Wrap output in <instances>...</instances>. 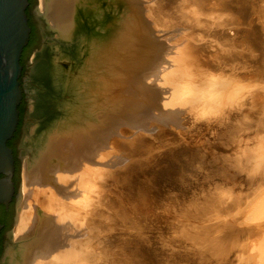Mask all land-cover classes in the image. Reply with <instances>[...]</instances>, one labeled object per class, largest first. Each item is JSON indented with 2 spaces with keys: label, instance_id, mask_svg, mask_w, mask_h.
I'll list each match as a JSON object with an SVG mask.
<instances>
[{
  "label": "rangeland",
  "instance_id": "374dc122",
  "mask_svg": "<svg viewBox=\"0 0 264 264\" xmlns=\"http://www.w3.org/2000/svg\"><path fill=\"white\" fill-rule=\"evenodd\" d=\"M122 1L126 5L122 11L123 40L131 35H143L145 42L154 43L152 46L144 42L149 52L148 59L151 60L156 58L154 53L160 44L162 50H168L163 61L172 63V67L176 65L177 72L171 64L165 62L159 68L163 71L171 68L172 71L170 68L168 71H171L172 77L168 71L167 78L163 71L161 76V70L158 74L161 81L171 78L167 83L163 81L166 85L175 80V84H171L174 87L164 85L159 82V78V81L154 78L152 82H145L148 79H145L146 75L142 76L145 69L136 78L126 73L114 74L113 78L104 79L107 88L100 93L97 88L96 92L100 100H97L99 103L96 101L95 108L104 105L105 111L96 108L89 118L81 119L85 124L95 126L101 114L107 117L104 127L100 128L103 135L97 136L101 139L99 141L103 146H100V151L105 158L96 184L99 188L95 185L89 193L92 200L86 196L89 213L86 215L87 250L83 264H264V182L261 181H264V173H260V165H256L253 171L247 165L251 153L252 156L264 154V145L260 139L264 133V0H131L143 14H137L131 19L127 8L130 0ZM40 3L37 0L38 11L45 15V11L40 9ZM50 29L57 33H52L54 44L48 49V58L55 57L53 60H56L61 54L72 56L76 39L65 40L58 35L57 29ZM34 53L32 51L30 56L33 57ZM176 60L183 63L178 64ZM160 61L154 60L152 65ZM189 69L192 70L187 73ZM184 70H187L186 73ZM213 72L214 77L211 76ZM188 77L202 80L197 79L196 82L190 79L193 82L189 83ZM207 77L211 78L213 85L221 79L226 84V88L221 90L225 94L221 95L223 102L220 101L222 103L219 105L206 103L213 95L211 93L208 99L202 97L206 102L194 97L195 90L185 92L186 95L184 93L185 89H199L206 83ZM156 86L161 90L164 88L163 92L172 89L166 93H173L171 97L177 98L173 100L169 96L174 106L182 94L184 98L179 100V105L185 98H189L190 101H187L193 105L186 102L185 107L181 105L176 107L177 110L171 108L172 104L167 107L164 104L168 100L164 97L166 93L162 98L155 90L158 88ZM31 101L34 102L32 98L27 99L22 139L21 197L24 185L29 186L37 175L36 172L31 174L35 165L34 154L31 152L37 150L29 141L36 140L37 134L51 119L48 110L40 114H35L32 108L30 110ZM158 102H163L162 106ZM195 102L198 105H194ZM213 108H218L219 112ZM54 127L52 125L51 128ZM70 136V133L61 131L54 134L52 139L56 142V139L63 140ZM93 138L96 139L95 135ZM51 160L56 163L55 158ZM47 165L50 166L49 163ZM47 168V178L52 179L54 176ZM49 186L47 193L41 196L37 194L39 198L34 194L37 189L30 185L31 192L32 188L34 190L27 199H30L28 203L32 205L38 197L36 204L39 202L42 205L36 206L34 203L31 206L33 213L41 218L48 215L51 220L62 209L60 205L54 204L57 202L52 205L47 202L48 195H51L52 189L61 198L63 187L59 181L51 182ZM18 201L15 206L16 216ZM43 208L47 212L43 210L42 213ZM54 208L58 209L53 212Z\"/></svg>",
  "mask_w": 264,
  "mask_h": 264
},
{
  "label": "bare ground",
  "instance_id": "6f19581e",
  "mask_svg": "<svg viewBox=\"0 0 264 264\" xmlns=\"http://www.w3.org/2000/svg\"><path fill=\"white\" fill-rule=\"evenodd\" d=\"M40 2H41L40 3V9H43L45 11L46 16L45 15H43V16H44L46 22L49 23V25H50L49 28L54 27L55 29H57L59 31L58 35L65 40L76 39L75 45L73 48L72 56H67L66 54H61L59 56V58L56 59L57 61L53 60L55 57L54 58L49 57V63L47 65H40V67H39V79L46 81L52 91L50 93H46L43 96L41 95L42 97L41 98L38 97L37 99L34 100V102L31 101L30 107H29L30 110L32 108V111L35 114H40L43 111L46 112V110L51 112V115H50L51 119L49 120L48 124H46L44 126V128H42L41 132H39L37 134L36 140L35 139L30 140L29 139L30 140L29 143L31 142L33 145H35L36 146L35 148L37 150V151H35V153L30 151L32 154H34L33 158H34L35 165L33 167H34V169L36 168L35 170L33 169L34 171L31 169L33 172L31 174H34L36 172L35 174H37V175H35L34 179H32V181H31V184L30 183L29 184L33 185V187L35 189H37V190H35V191H37V193H34V194L36 196H38L37 194H39L41 196V195L45 194L46 190L47 191L49 190V188H50L49 185L51 182L55 183V182L59 181L61 183V186L63 187V189L61 190V192H63V195L59 193L60 195H62V197L58 198L56 195L58 193H56V194L53 193V190L51 189L50 190L51 193L49 192L51 195L47 194L48 195V201H47V198L46 199L44 198V200L49 202L51 205L53 204V202H57L54 204L60 205L62 210H60V212H58L57 214H54V215H56V216H54L55 218L53 216H51V218L52 217L54 218V219L52 218L51 220H50V217L48 218V215H45L42 218L38 217L37 215L35 216V213H33V211H32L33 207H31V206H34L33 205L34 203L36 206H37V204L38 205L41 204L39 202L36 204V202H37L36 198H38V197L40 198V196L36 197L35 198L36 202L33 201L34 203H32V205H30L31 203L30 204L28 203L30 201V199L28 200L27 198L33 192L34 188H32V192H31V190L29 188L30 185L29 186L24 185V188L22 189L21 200H20V202L18 201L19 202V204H18L19 210H18L17 220H16L14 228L11 229V238L4 247V250H3V253H2L1 259H0V264H78V263L83 264V259L85 257L86 250H87L86 249L87 240H86V232H85V228L87 226V220H88L86 215L89 213V204H88L87 198L90 199L89 193L91 192L92 188L95 187L97 182H99L97 180H99V177L101 176V173H102L101 171H102V169L104 167V163H105L103 161V159H105L102 156L103 153H101L102 151H100V150H102V148H100L102 142L99 141L101 139H99V137H97V136H98V134L99 135L102 134L101 133L102 131H100L101 130L100 128L104 127L106 120H107L106 119L107 117L105 114H101L100 115L101 120L98 119L97 124L95 126H92V125L87 124V123L85 124V121H83L81 119L82 118H89L91 113L94 110H96V108L99 111H101V110L105 111L106 107H104V105L97 106L96 108H95V106L97 105V102L100 100V97H99L100 94L98 95L99 99H97V93L96 92L98 90H99L98 93H100V91L103 92L104 89L107 88V87L105 88L106 83H107V81H106L107 78H110V77L113 78L114 74L117 76V75L122 74V73L130 74L132 76H135V78H136V75L139 76L140 74H142V71L144 69H145V72H143L142 76L146 75L145 79L148 78L147 80H145V82L148 80L151 81L154 78H156V79L159 78L160 74L162 76L163 72H164L163 73L164 76L166 75L165 78H167V71L170 68L169 65L171 64V67H172L173 64L172 63L169 64V62H165V60L163 61V58L165 56L164 54L168 50H164L165 49L164 48L163 49L165 51L164 52L162 50V48H160V44H159V46L157 45L158 46L157 50H155L154 49L155 47H153V52H154V50H155V52L157 51L156 53H154L155 54L154 56L157 59L156 58L155 59L153 58V59L154 60L159 59L161 61H160V63H156V64L154 63L155 65L154 64L152 65L154 60L152 59L153 62H150L151 59L150 58H149L150 60L148 59L147 53H149V52L146 51L147 49L145 47L148 42L146 41L147 42L146 43L145 40L142 39L143 35L142 36L141 35H139V36L131 35L127 40H123L124 29H123V22H122V14H123L122 11L126 5L124 6L125 3L122 0H40ZM128 3H129V5H128ZM130 3H131V0H130V2H127V8L129 10V12H128L129 19H131L133 16H136L137 14H140V13L142 14V12L140 11V8H138L139 6H137V4L135 5L134 3L133 4L132 3L130 4ZM141 18H142V16H141ZM141 21H143V20H141ZM142 27H143V25H142ZM150 29H151V27L149 28V30ZM166 33H168V32H166ZM145 35H146V33H145ZM149 35H151V34H149ZM146 40H148V39H146ZM72 42H74V41H72ZM148 45H152L151 41L148 43ZM153 45H154V43H153ZM175 47H176V45H175ZM227 49H226V51H227ZM55 50H57V49H55ZM125 50H126V52H125ZM231 50H232V48H231ZM153 52H152V55H153ZM167 53H166V55H167ZM173 57H176V56H173ZM183 58L184 57H182V59ZM182 59H180V60H182ZM184 59H186V58H184ZM168 60L166 59V61H168ZM147 62H148V64H147ZM163 62H165L166 64L167 63L169 64L168 65L169 68H166L168 70L165 69L166 64L164 65V70H166V71L161 70L162 68L159 69L164 64ZM31 63H32V59H31ZM177 63H178V61H177ZM179 63H183V62H179ZM150 64L152 66L149 69ZM157 65H158V67H157ZM263 65H264V62H263ZM177 66L181 67L179 65H177ZM173 67H172V69H174L177 72V69H175L176 65ZM197 68L199 69L198 66H197ZM197 68L195 67V69H197ZM178 69H180V71H181V68H178ZM159 70H161L160 74H158ZM170 70H171V68H170ZM191 70L190 69L188 71L184 70V72L186 73V71H187V73H188ZM171 71H168V74H170V76L172 77ZM199 71H200V69H199ZM212 71H214V70H212ZM174 72H173V74H174ZM197 72L198 71L196 70V73ZM93 73L95 74L94 76L92 75ZM194 73H195V71H194ZM108 74L111 76H109ZM181 75L183 76V73ZM164 76H163V78H164ZM211 76L214 77L215 73L214 72L211 73ZM180 77L181 76H179V79H180ZM163 78H162V80H163ZM188 78H187V80H188ZM193 78L192 77L189 78V83L192 81V80L190 81V79H193ZM203 78H205V77H203ZM92 79H94V80H92ZM104 79H106V80H104ZM170 79H167L166 81H171ZM172 79H175V78H172ZM207 79L208 80L206 81L205 84H203V85L200 84L202 86H200L199 89H197V90L193 89L194 87L192 86L193 88L185 89L184 93L185 92L191 93L192 91L195 90L194 91V93H195L194 97H196L197 99L201 98V100H204V99H202L203 96L206 97L205 99H208V97H209L208 94L211 93L213 95L210 97V99H208L210 101L209 102H208V100H207V102L205 100L204 101L206 103H210L211 106L213 104L215 106L216 103L219 105V103L223 102L222 96L225 94V92H223L224 93L223 94L221 90L225 87L226 84L224 85V82L221 79V80H219L218 84L213 85L212 81L210 80L211 78L207 77ZM214 79H213V81H214ZM159 80H160V78H159ZM193 80H195V79H193ZM198 80L201 81L202 79L200 78ZM205 80H206V78H205ZM158 81H157V83H158ZM163 81H165V79ZM163 81L160 80L159 82H163ZM173 81L175 82V80H172L171 84L173 83V85H174L175 83ZM181 81H184L183 78ZM157 83H155V84L158 85ZM166 83H164V85H166ZM189 83H188V85H190ZM171 84L168 82V84L166 86L171 85ZM176 84H178V83H176ZM227 84H228V81H227ZM164 85H163V87H164ZM173 85H171V86H173ZM192 85H193V83H192ZM135 87H138V85ZM156 87H158V86H156ZM97 88H98V90H97ZM161 89L162 88H159V87L155 88V90L159 93V95L161 97L164 93H166V92L168 93V91L172 90V89L171 90L169 89L166 92H163L164 88H163V90H161ZM174 89H173V92L176 90V89L175 90ZM142 90H144V89H142ZM159 90H161V94H160ZM220 91L222 94L220 93ZM118 93H115V95L116 94L118 95ZM167 93H166V95H167ZM177 93L178 92H176L175 95ZM187 93H185V95ZM226 93H227V91H226ZM169 94H171V93L169 92ZM166 95H164V97L166 99H168L169 102L171 99L174 100V98H175V97H173V98L171 97V95L172 96L174 95L173 93L171 95H167L168 97L170 96L171 99H170V97L167 98ZM182 97L184 98L183 94L177 100V102L175 101V106L172 104V102L169 103L168 100H165L166 103H164V104L167 107L169 106L168 104H172L173 106L170 105L171 108L175 107V108H172L173 110H177L176 107L179 108L181 105L183 107H185L184 104H186V102H188L190 100H188L189 98L188 99L185 98V99H183L184 102L183 103L181 102L182 104L179 105L180 104L179 100H181ZM227 98H228V96H227ZM176 99L177 98H175V100ZM228 99L230 100L231 98H228ZM229 100H227V101L229 102ZM158 101H159V99H158ZM178 101H179V103H178ZM220 101H222V102H220ZM231 101H232V99H231ZM163 102H158V103L161 104ZM199 102L201 104V101H199ZM136 103H138V102H136ZM176 103L178 104V106H176L177 105ZM188 103L190 105H193V104H191V102H188ZM224 103L226 104V101ZM230 103H232V102H230ZM140 104H143V103H140ZM200 104H199V107H200ZM149 105H150V103H149ZM194 105H198V102H195ZM226 105H222V106L225 107ZM262 105L264 106V104H262ZM152 106H154V105H152ZM161 106H162V104H161ZM205 106L207 108V105H205ZM230 106H231V104H230ZM186 107L192 108V106H188V105H186ZM163 108H165V106H163ZM194 108H196V110H198L197 107H194ZM194 108H193V110H194ZM169 109H170V107H169ZM172 109H170V110H172ZM217 109H216V112H219V110L217 111ZM219 109H222V108L219 107ZM263 109H264V107H263ZM145 110H147V109H145ZM201 110L203 111V109H201ZM159 111H160V109H159ZM198 111L200 113V110H198ZM205 111H206V109H205ZM246 112H247V110H246ZM144 114H146V113H144ZM214 114H215V112H214ZM214 114H212V115H214ZM261 115H262V113H261ZM173 116H176V115L173 114ZM167 119H169V117ZM119 124H121V122ZM52 125L55 127L51 128ZM137 126H139V125H137ZM94 128L96 130H94ZM36 129H38V128H36ZM61 131L62 132L64 131L66 133H70V135H71L70 138H66V139L64 138L63 140H62V138L58 139V140L56 139V142H55L54 139H52V136L54 134H57L58 132H61ZM92 134L95 135L96 139L93 138ZM101 137L102 136H100V138ZM260 139L262 141V144L264 145V133L260 135ZM93 142H95V143H93ZM107 143H108V141H107ZM248 151L250 152V150H248ZM105 155L106 154H104V156ZM262 156H264L263 153L262 154L259 153V154H257V156H252V153H251V157H250V159H248L247 165L249 168L250 167L252 168V171H253V168L256 167V165L257 166L260 165L259 171H260V173H264V162L262 163V161L264 159L262 158ZM29 157H30V155H29ZM52 157L56 159V163L52 162V160H51ZM31 158H32V156H31ZM61 161H62V163H61ZM48 163L50 166L47 165ZM25 164H24V167H25ZM47 167H49V170H50L49 172L54 176V177H52V179L51 178L48 179L49 177L47 178V175H46V173L48 171ZM31 170H29V171H31ZM31 174H30V176H31ZM57 174L59 175V177L57 176ZM94 178H95L96 182L93 180ZM255 179H257V178H255ZM46 181H48L50 183L46 184L45 183ZM261 181L264 182L263 180H261ZM97 186L98 185H96V187ZM62 187H60V189ZM98 188H99V186H98ZM96 193H98V192H96ZM52 194H54V195H52ZM26 195H27V197H26ZM87 195H88V197L86 198ZM31 198H33V197H31ZM41 200L39 199V201H41ZM90 200H92V199H90ZM31 201H32V199H31ZM28 204H29V207H28ZM25 207H27V208L25 209ZM28 208L29 209L32 208L31 211L27 210ZM55 209L56 208H54L53 212H55L58 208L56 210ZM43 210H44V208L41 210L42 213H43ZM50 211H48V212H50ZM45 212H47V211H45ZM46 216H47V219H46Z\"/></svg>",
  "mask_w": 264,
  "mask_h": 264
},
{
  "label": "water",
  "instance_id": "95a60500",
  "mask_svg": "<svg viewBox=\"0 0 264 264\" xmlns=\"http://www.w3.org/2000/svg\"><path fill=\"white\" fill-rule=\"evenodd\" d=\"M28 6L29 0H0V203L7 206L15 197L12 226L17 219L15 206L21 197L20 164L28 106L27 99L35 100L42 93L52 91L46 81L39 79V67L49 63L48 49L54 44L52 33L56 31L49 28L45 18L38 11L37 0H34L32 4V12L43 36L41 38L38 35V39L31 50V52L35 51L34 57L26 77L25 87L22 84L23 65L20 59L31 33L27 14ZM25 93L27 96L23 106L20 131L16 139L18 149L15 155L8 142L17 131L20 118L19 105L24 99ZM16 159L19 160V165L15 184ZM12 226L6 233L7 240L4 247L11 238ZM1 228L2 225L0 224V231Z\"/></svg>",
  "mask_w": 264,
  "mask_h": 264
},
{
  "label": "flooded vegetation",
  "instance_id": "af4514ba",
  "mask_svg": "<svg viewBox=\"0 0 264 264\" xmlns=\"http://www.w3.org/2000/svg\"><path fill=\"white\" fill-rule=\"evenodd\" d=\"M32 9L33 8H32V5H31L29 7V13H30V15L32 17L33 23L35 24V27H36V30H37V34L42 38L43 35H42V33H41V31H40V29L38 27V23H37V21H36V19L34 17ZM37 39H38V36H37ZM29 56H30V53H29L28 57L25 59V61H24L23 70H22V76H21L22 84L24 85V87H25L26 77H27L28 72L30 70V64H31V57L32 56H30V57ZM26 96L27 95L25 93L24 94V99H23L24 102H26ZM19 131H20V128H19ZM13 138H14V136H13ZM16 139H17V137L13 140V143L15 144L16 150H17L18 149V144L16 143L17 142ZM15 200H16L15 197H13L12 200L9 202V204L7 206H5L4 204L0 203V224L2 225V228H1V231H0V256H1L3 248H4V244H5L6 240H7L6 233L11 228L12 223H13V219H14L13 206H14Z\"/></svg>",
  "mask_w": 264,
  "mask_h": 264
},
{
  "label": "trees",
  "instance_id": "16d2710c",
  "mask_svg": "<svg viewBox=\"0 0 264 264\" xmlns=\"http://www.w3.org/2000/svg\"><path fill=\"white\" fill-rule=\"evenodd\" d=\"M33 2H34V0H29V6L27 8V14H28V17H29V24L31 26V33H30L29 41H28L27 45L24 47V49L22 51V55H21V59H20V62H21L22 65L24 64L25 59L28 57L29 53L31 52V49L35 45V43L37 41V36H38L35 24L33 23L32 17H31V15L29 13V7L33 4ZM24 103H25L24 100H22V102L19 105L20 118H19V124H18V127H17V131L15 132L14 138L11 139L8 142V145L13 148L15 155L17 153V150H16L15 144L13 143V140L17 137V135L19 133V128H20V124H21V118H22ZM15 165H16V171H15V175H14V181H15V184H16V175H17L18 165H19V160L18 159L15 160Z\"/></svg>",
  "mask_w": 264,
  "mask_h": 264
}]
</instances>
